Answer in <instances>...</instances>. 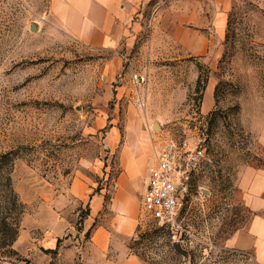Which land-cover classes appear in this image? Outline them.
<instances>
[{
	"label": "rangeland",
	"instance_id": "1",
	"mask_svg": "<svg viewBox=\"0 0 264 264\" xmlns=\"http://www.w3.org/2000/svg\"><path fill=\"white\" fill-rule=\"evenodd\" d=\"M136 14L130 48H100L62 30L51 0H0V153L14 151L25 205L0 264H105L120 245L143 264H264L246 201L264 168V0H146ZM183 136L207 158L172 228L141 196L154 145Z\"/></svg>",
	"mask_w": 264,
	"mask_h": 264
},
{
	"label": "crops",
	"instance_id": "2",
	"mask_svg": "<svg viewBox=\"0 0 264 264\" xmlns=\"http://www.w3.org/2000/svg\"><path fill=\"white\" fill-rule=\"evenodd\" d=\"M144 1L146 0H51V8L57 25L82 42L100 48H124L123 45L129 46L141 30L140 21L134 19V15L137 16L138 7ZM257 133L264 146V120ZM247 174L250 179L246 201L256 210L250 233L257 236L256 243L253 244L256 255L264 259V236L260 232L264 230V168H253ZM81 194L83 199L88 192ZM102 203V195L92 196L90 206L93 207L88 216L90 219L99 213ZM116 222V228L121 232H133L134 225L127 219L118 217ZM96 238L95 241V236L93 237L96 250L103 255L107 244L105 231L97 230ZM54 242L55 240L50 239L48 246H54ZM119 248L118 260L105 264H143L137 255L128 253L125 245H120Z\"/></svg>",
	"mask_w": 264,
	"mask_h": 264
},
{
	"label": "built area",
	"instance_id": "3",
	"mask_svg": "<svg viewBox=\"0 0 264 264\" xmlns=\"http://www.w3.org/2000/svg\"><path fill=\"white\" fill-rule=\"evenodd\" d=\"M206 158V147L191 146L184 136L154 145L141 196L143 211L159 224L181 227L180 213L191 200L193 175Z\"/></svg>",
	"mask_w": 264,
	"mask_h": 264
},
{
	"label": "trees",
	"instance_id": "4",
	"mask_svg": "<svg viewBox=\"0 0 264 264\" xmlns=\"http://www.w3.org/2000/svg\"><path fill=\"white\" fill-rule=\"evenodd\" d=\"M14 151L0 153V248L9 249L19 234L25 205L13 185ZM78 264V263H77ZM81 264V263H80Z\"/></svg>",
	"mask_w": 264,
	"mask_h": 264
},
{
	"label": "water",
	"instance_id": "5",
	"mask_svg": "<svg viewBox=\"0 0 264 264\" xmlns=\"http://www.w3.org/2000/svg\"><path fill=\"white\" fill-rule=\"evenodd\" d=\"M175 244H176L175 247H176V249H177L179 252H181V253H183V254H186V251L183 250V249L181 248V246H180V242H176Z\"/></svg>",
	"mask_w": 264,
	"mask_h": 264
}]
</instances>
